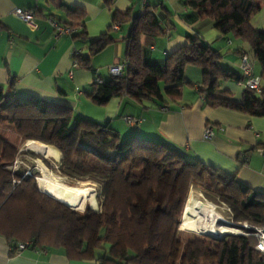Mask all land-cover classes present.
Wrapping results in <instances>:
<instances>
[{"label": "trees", "instance_id": "16d2710c", "mask_svg": "<svg viewBox=\"0 0 264 264\" xmlns=\"http://www.w3.org/2000/svg\"><path fill=\"white\" fill-rule=\"evenodd\" d=\"M114 1L105 3L111 7ZM263 4L264 0H185L186 6L212 19L223 35L249 45L252 58L261 67V93L245 89L244 100L234 102L232 94L221 86L230 80L241 83L242 74L225 69L223 55L196 36H189L187 44L170 53L163 67L144 63L141 35L158 36L162 30L154 13L133 17L128 9L114 10L109 29L90 44L91 54H98L114 40L110 35L113 25L133 20V29L125 37L128 65L124 75L102 82L96 79L91 100L104 105L112 97L131 95L141 102L159 101L161 107H168L182 99L184 84H194L185 78V70L191 66L202 71L197 92L206 104L264 115V30L250 24ZM70 13L76 14L77 21L68 25L81 26L74 38H85L81 20L84 11L75 9ZM4 27L0 21V29ZM78 63L92 69L89 58H80ZM1 111L6 116H0V122L14 123L21 135L14 143L18 150L34 140L56 147L61 153L57 172L71 186L87 181L93 184L102 210L97 229L87 223L89 217L77 213L85 211H71L78 216L81 224L77 229L86 239L95 233L91 250L65 245L60 237L73 223L66 214L68 206L38 188L39 173L11 168L21 153L22 157H41L32 151L18 152L0 136V236L8 245L30 241L32 248L63 246L72 260L96 259L102 264H178L174 256L177 227L191 187L201 189L208 201L227 205L233 225L246 233L252 231L244 224L264 227V193L226 172L187 160L165 142L141 137L123 139L117 130L75 118L69 107L39 98L13 97L0 90ZM258 147L264 149V142ZM102 241L110 245L109 257L94 254ZM209 241L197 238L187 242L181 264H202L207 258L218 259L221 264H264V252L255 249L257 240L251 234ZM213 242L217 244L214 249L210 248Z\"/></svg>", "mask_w": 264, "mask_h": 264}, {"label": "crops", "instance_id": "0c3cea01", "mask_svg": "<svg viewBox=\"0 0 264 264\" xmlns=\"http://www.w3.org/2000/svg\"><path fill=\"white\" fill-rule=\"evenodd\" d=\"M106 0H0V90L13 97L39 98L69 107L75 118H84L117 130L122 137H141L165 142L176 148L189 161L235 176L251 189L264 193V155L258 145L264 142V115H252L226 107H213L198 95L202 80L200 68L188 66L185 78L193 93L182 90V100L161 109L159 101H143L131 95L115 96L104 105L95 104L90 94L96 79H110L108 67L126 61L125 37L133 29V20L116 24L111 30L114 40L98 54H91L90 44L112 24L113 11L131 9L133 17L152 12L162 30L158 36L142 34V59L161 68L167 56L196 36L223 55L225 69L242 74L240 51L248 52L255 75L261 67L251 56L249 45L214 27V21L185 5V0H115L111 7ZM33 9L36 27L17 17L15 9ZM84 11L82 22L85 38L72 35L56 37L48 17L64 24L76 22L71 10ZM256 30H264V4L250 20ZM230 40V42H229ZM80 49L77 58L73 49ZM89 58L92 69L75 60ZM232 94L234 102L244 100L243 85L226 81L221 88ZM222 88V89H223ZM125 117L137 120L135 125ZM207 126L214 136L204 139ZM13 146L14 143H11ZM16 147V146H15ZM18 150V149H17ZM92 218L87 220L91 223ZM0 264H102L96 259L72 260L65 248H32L11 254L8 243L0 236Z\"/></svg>", "mask_w": 264, "mask_h": 264}, {"label": "rangeland", "instance_id": "374dc122", "mask_svg": "<svg viewBox=\"0 0 264 264\" xmlns=\"http://www.w3.org/2000/svg\"><path fill=\"white\" fill-rule=\"evenodd\" d=\"M183 88H184L185 93L187 92L189 94H192L194 92L193 88H192V86L190 84H184ZM183 88H182V90H183ZM0 116L1 117H5L6 116L5 112L1 111L0 112ZM0 136L3 139H5L8 142H10V143H15L16 140H18L21 135H19L16 132V128H15V124L14 123H12V122H9V123L0 122ZM122 138L125 139L127 137H122ZM43 145H45V144H42L39 141H35V140L34 141H30V142L27 141V143L24 144V146L20 149V151H32L33 153L39 155L41 158L36 157V156H32L30 154H25L22 157L23 154L21 153L19 156H17L16 161H15V163L13 164V166L11 168L12 169H17V168L20 167L21 170H25L28 173H30V172L39 173L40 176H38L36 180H37V185H38L40 190H41V187H40V184H39V179L41 177L42 178H47V179H49L51 177H54V178L58 179L59 181H61L62 183L70 185L71 184L70 181H68L65 177L61 176L57 172L58 164L61 161V157L60 158H56V157L51 156L44 149H41V147H39V146H43ZM46 145H48V144H46ZM143 172H144V170L139 172V174H142ZM77 184L78 185H72V186L93 188L97 192V197L99 196L97 189L89 181L84 182V183L81 182V183H77ZM191 194L195 198L199 199L200 201L207 203L204 200V198H206L205 197V193L201 189L191 187L190 190H189L188 197ZM188 197H187V199H188ZM186 202H187V200H186ZM219 205L223 208V213H221V211H219V213H221L222 216L227 221L230 222V224H229L230 226L238 228L235 225H233V222H231V215H230L229 210H227L229 207L227 205H224V204H219ZM88 206L90 208L91 204H90L89 201H86L85 204H84V207L80 210V211H85L84 213L77 212V211H79V209H75V208H73L71 206L67 207L66 214H67V216L70 218V220L73 223H71L72 224V228L70 230H68L67 232L63 233L62 236L60 237L65 245L72 246V247H75V248H78V249L79 248H86L88 250H91V248L94 246V234L95 233L94 234L92 233L91 237L89 239H86V237L84 236L83 232L77 229L78 225L81 224V223H79V221L77 219L78 216H76L75 214H72V212H71V211H75V212H77V213H79L81 215H85L86 217L92 218L91 223H88V224L91 227H93L94 229H97V227L100 224V214H101V211H102L101 210V206L99 204V211H97V212L93 211L94 209L92 207L91 208L93 210L89 209ZM184 209H185V206H184ZM184 209H183V211H184ZM182 219H183V213H182V217H181L180 222L182 221ZM180 222L178 223L177 234H176V242H175V246H174V256L177 257L178 264H181V262L183 260L182 259L183 252L185 250L187 242L194 241L197 238H200V239L206 240V241L207 240L209 241V239L213 238V237H210V236H205V235H199V234H196V233H192V232H190L188 230L183 231V230L180 229V227H181ZM244 226L250 227L249 224H244ZM243 232L246 233L245 231H243ZM103 233H104V230H101V234H103ZM229 235H241V234H232V233L223 234L218 239L226 238ZM246 235H250V234L246 233ZM216 246H217V244L213 242L212 245L210 246V248L214 249ZM94 254H95V256H100L101 255V256L109 257L110 256V245H109V243H107L106 241H102L100 246H98V247H96L94 249ZM128 264H133V263H128ZM202 264H221V262H220V260L215 259V258H207V259H205L203 261Z\"/></svg>", "mask_w": 264, "mask_h": 264}, {"label": "bare ground", "instance_id": "6f19581e", "mask_svg": "<svg viewBox=\"0 0 264 264\" xmlns=\"http://www.w3.org/2000/svg\"><path fill=\"white\" fill-rule=\"evenodd\" d=\"M27 143V142H26ZM53 157L60 158L61 153L52 145L39 146ZM39 184L43 193L68 207L81 210L86 201H89L95 211H99L97 192L93 188L71 186L51 177L40 178ZM89 208L93 210L92 208ZM221 213L214 206L195 198L192 194L188 197L183 211L181 229L199 235L219 238L223 234H243V230L230 226ZM246 234V233H244ZM215 236V237H214Z\"/></svg>", "mask_w": 264, "mask_h": 264}, {"label": "built area", "instance_id": "2783aa9c", "mask_svg": "<svg viewBox=\"0 0 264 264\" xmlns=\"http://www.w3.org/2000/svg\"><path fill=\"white\" fill-rule=\"evenodd\" d=\"M14 13L17 17L21 18L27 24H29L33 27H36L33 9L18 8V9L14 10ZM47 20L50 23V25L53 27L54 34L56 37H60V36H63L65 34L72 36V35L76 34L81 29V26L80 27H73L72 25L62 23L61 21H59L58 19H56L54 17H48ZM113 28L117 29L118 26L115 24V25H113ZM80 54H81L80 49H76V48L73 49V56L76 57V56H79ZM75 65H78L77 60H75ZM127 65H128V63H127V61H125L121 65L109 66L108 71L110 73V76H123ZM240 68L242 70V77H243L241 84L243 85L244 89L254 91L257 94L261 93V83H262L261 77H260V75L254 74V71H253L254 66H253L251 57L244 51L241 55ZM97 80L99 82H102L101 79H97ZM161 109L162 110H168V107H161ZM125 121L130 125H135L137 123L136 119H133L130 117H125ZM213 136H214V129L212 128V126H207L205 128V131H204V139L210 140L213 138ZM258 151L262 155H264V149L263 148H259ZM204 200L207 203L210 202L209 204L213 205L215 210L217 209L218 212L221 211V213H223V208L219 204L208 201L206 198H204ZM227 210H229V212L231 213V210L229 208ZM228 224H230V222ZM245 227H247V226H245ZM247 228L251 229L252 233H250V234L253 235L257 240L256 245H255V249L260 251V252H264V227L250 226ZM30 245H32V242L28 241V242H20V243H18L17 246L8 245V247H9V250L13 251L15 254H20L24 250H26Z\"/></svg>", "mask_w": 264, "mask_h": 264}, {"label": "water", "instance_id": "95a60500", "mask_svg": "<svg viewBox=\"0 0 264 264\" xmlns=\"http://www.w3.org/2000/svg\"><path fill=\"white\" fill-rule=\"evenodd\" d=\"M16 149H17V147H16ZM19 152H22V151H20V150H18ZM39 188V187H38ZM185 206V205H184ZM184 209V208H183Z\"/></svg>", "mask_w": 264, "mask_h": 264}, {"label": "clouds", "instance_id": "9594fccd", "mask_svg": "<svg viewBox=\"0 0 264 264\" xmlns=\"http://www.w3.org/2000/svg\"><path fill=\"white\" fill-rule=\"evenodd\" d=\"M241 235H246V234H241Z\"/></svg>", "mask_w": 264, "mask_h": 264}]
</instances>
